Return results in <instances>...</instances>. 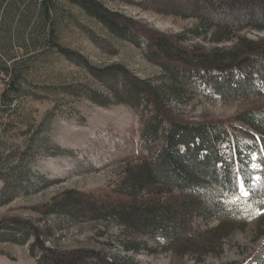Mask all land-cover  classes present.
<instances>
[{
    "label": "rangeland",
    "instance_id": "1",
    "mask_svg": "<svg viewBox=\"0 0 264 264\" xmlns=\"http://www.w3.org/2000/svg\"><path fill=\"white\" fill-rule=\"evenodd\" d=\"M96 1L163 33L184 32L187 46L228 47L238 34L252 40L264 37V30L249 28L231 33L219 44L209 40L215 28L198 38L191 37L189 30L196 28L204 15L194 0ZM247 1V7L254 4ZM44 3L0 0V192L5 185L3 177L9 179L7 196L0 199V218L14 216L30 221L42 232L44 246L58 252L83 253L89 264L99 260L106 264H264V214H256L264 212V143L258 137V151L251 152L246 167H241V174L249 179L245 181L249 197L230 202L231 193L235 190L238 194L234 186L224 197L228 208L237 210L245 221L223 238L218 249L199 257L162 250L153 238L88 204L83 206L85 215L75 217L73 213L79 209L69 202L66 213L58 206L44 214L35 210L69 190L100 195L131 191L137 197L167 191L156 184L130 189L128 179L137 178L145 161L153 157L152 153L144 157L139 150L140 114L145 112L141 106L136 111L123 101L121 76L111 70L95 75L90 69L122 65L149 82L160 95L171 83L168 75L148 60L144 40L137 46L127 38L116 37L69 0H48V13L43 10ZM52 30L57 42L79 53L86 64L51 47ZM243 79L236 73L230 80L234 94L206 91L205 96L182 101L165 97V103L186 121L227 122L245 109L264 106L262 80L256 75ZM234 132L237 141L244 140L243 132ZM221 153L230 154L226 145ZM230 163L234 171V160ZM171 192L177 193L174 189ZM192 220L199 230L219 223L217 218L206 221L200 216ZM22 232L19 225L0 226V264H40L39 250L31 247L34 236ZM133 240L145 241L155 251L126 250L123 243Z\"/></svg>",
    "mask_w": 264,
    "mask_h": 264
},
{
    "label": "trees",
    "instance_id": "2",
    "mask_svg": "<svg viewBox=\"0 0 264 264\" xmlns=\"http://www.w3.org/2000/svg\"><path fill=\"white\" fill-rule=\"evenodd\" d=\"M44 1L43 10L48 13V0ZM69 1L101 22L116 37L127 38L137 46L144 40L148 60L159 66L171 80L164 95H160L149 82L139 79L122 65L90 69L95 75L111 70L121 76L123 101H128L136 111L141 106L145 112L140 114L139 150L142 156L149 157L152 153L153 157L145 161L137 178L128 179L130 189L156 184L167 191L156 190L147 196L137 197L131 191L117 195L109 191L100 195L69 190L60 198L54 197L51 203L35 207V210L44 214L58 206L60 212L66 213V203L69 202L79 209L73 213L75 217L77 214L85 215L83 206L88 204L96 211L106 212L107 217L116 218L153 238L162 250L172 251L175 255L195 254L199 257L218 249L223 238L245 221V217L240 216L237 210L229 209L224 202V197L230 195L234 186L229 157L235 147L241 167H246L249 154L258 151L256 138L264 143V106L245 109L227 122L194 123L174 115L164 98L182 101L186 97L205 96L206 91L234 94L236 89H231L229 84L236 73L244 77L243 82L256 75L264 83V37L252 40L238 34L228 47L187 46L183 43L188 38L184 32L168 34L149 28L111 11L96 0ZM253 1L254 4L247 7V0H194L204 15L200 24L189 30L191 37L198 38L215 28L209 40L219 44L226 42L237 30H264V0ZM239 7L241 10L235 13ZM49 45L76 62L86 64L79 53L57 42L53 30ZM4 94L5 90L1 95ZM235 130L243 132L244 140L237 141ZM224 145L230 152L227 156L221 153ZM221 164L223 167H219ZM240 175L244 177L241 172ZM3 180L5 185L0 199L7 196L9 179L3 177ZM244 180L249 179L244 177ZM171 189L177 193H172ZM96 211L91 213L96 214ZM195 216L206 221L217 218L219 223L199 230L193 226L192 218ZM14 224L22 228V235L34 236L31 247L39 250L40 264H89L83 253L58 252L44 246L42 232L30 221L14 216L0 218V226L14 227ZM123 247L132 251L141 248H146L148 253L155 251L148 248L145 241H125ZM101 261L91 264H102L99 263Z\"/></svg>",
    "mask_w": 264,
    "mask_h": 264
},
{
    "label": "snow or ice",
    "instance_id": "3",
    "mask_svg": "<svg viewBox=\"0 0 264 264\" xmlns=\"http://www.w3.org/2000/svg\"><path fill=\"white\" fill-rule=\"evenodd\" d=\"M261 151H264V149H261ZM252 159H256V155L253 153L252 154ZM235 160L236 163V168L233 171V181H234V189H238V194L237 191H233L231 193L232 200L230 202L232 203H239L241 198H248L249 197V191H248V185L245 183L244 177L240 175L241 172V160L240 156L236 154V149L233 147L231 155L229 157V162H232ZM259 165H253V167H258ZM219 167H223V165H219ZM257 215L259 214H264L262 211H257Z\"/></svg>",
    "mask_w": 264,
    "mask_h": 264
}]
</instances>
